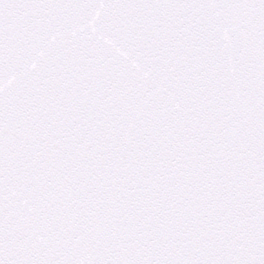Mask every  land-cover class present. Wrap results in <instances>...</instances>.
<instances>
[{
    "label": "snow or ice",
    "instance_id": "obj_1",
    "mask_svg": "<svg viewBox=\"0 0 264 264\" xmlns=\"http://www.w3.org/2000/svg\"><path fill=\"white\" fill-rule=\"evenodd\" d=\"M0 264H264V0H0Z\"/></svg>",
    "mask_w": 264,
    "mask_h": 264
}]
</instances>
